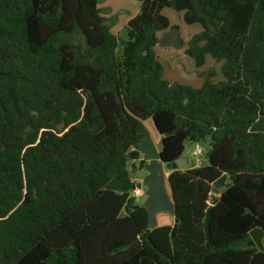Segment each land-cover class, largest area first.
Segmentation results:
<instances>
[{"label":"trees","instance_id":"16d2710c","mask_svg":"<svg viewBox=\"0 0 264 264\" xmlns=\"http://www.w3.org/2000/svg\"><path fill=\"white\" fill-rule=\"evenodd\" d=\"M136 1L119 44L98 0H0V264H264V0ZM165 7L200 25L182 41L199 87L162 78ZM146 120L164 162L207 142L168 173L177 222L150 230L131 189Z\"/></svg>","mask_w":264,"mask_h":264},{"label":"water","instance_id":"95a60500","mask_svg":"<svg viewBox=\"0 0 264 264\" xmlns=\"http://www.w3.org/2000/svg\"><path fill=\"white\" fill-rule=\"evenodd\" d=\"M158 44L165 48H181L183 42L179 36L178 28L171 27L162 32ZM139 152L140 157L136 160L137 170L139 172L145 171V174L140 180L133 182L131 189H143L142 194L144 195V200L141 204L135 205V208L142 206L145 209L147 216V229L149 230L157 226L156 216L158 213H167L173 217L174 222H177V219L174 217V203L169 192L168 174L166 171L169 173L175 169L187 170L195 167L196 162L193 158L184 154L175 161L164 162L159 154V150L155 148L149 136L143 139L139 147ZM132 162V160L127 162V170H130ZM225 179V174H222L211 183L210 196L207 201L209 205H213L217 201L219 193L229 186V183L226 182ZM249 236L256 249L264 252V231L260 228H253L249 230ZM138 242L139 241L132 242L130 245L138 244Z\"/></svg>","mask_w":264,"mask_h":264},{"label":"rangeland","instance_id":"374dc122","mask_svg":"<svg viewBox=\"0 0 264 264\" xmlns=\"http://www.w3.org/2000/svg\"><path fill=\"white\" fill-rule=\"evenodd\" d=\"M108 0H98L97 6L100 9V13L104 16L108 15V20H112L115 22L121 21L123 18V12H114L113 15L104 8L107 5ZM112 2L118 1L122 7H125L127 10H132L131 5L126 3L124 0H110ZM161 13L167 17L171 25L177 26L180 32V37L182 41H186L189 35L195 34L201 30L200 25L197 23L193 24H186L182 20V13L183 11H176L172 8L165 7L161 10ZM122 22V21H121ZM114 24V25H115ZM113 25V24H112ZM111 25V26H112ZM115 34L118 36L119 44L126 39L125 29L122 28L121 23H117V26L114 28ZM183 46L179 49L172 48V47H161L158 43L154 46L153 51L156 55L157 59L162 65V78L169 80V81H176L179 83L190 85L191 87H199L202 84L203 78L196 74V68L193 64L191 58L186 56L183 52ZM221 62L215 61L211 56L207 55L205 63L203 66L198 68L199 72H207L212 70L214 72V80L222 79L221 71H220ZM196 75H195V74ZM264 117V111L262 113ZM144 125L146 127L147 133L149 138L151 139L153 145L159 149L161 147L160 136L157 133L156 129L154 128L152 121L146 120L144 121ZM207 142L205 143H198L201 153L194 155L193 154V147L194 144L190 142L184 143V155L189 156L194 159L196 164H201L205 160V153L207 150L206 147ZM137 170V161H135V167H133V172L131 173L132 176L136 177L134 182L137 181V178L141 179L143 175L142 172H136ZM167 172V171H166ZM138 173V174H137ZM168 173V172H167ZM139 197L137 198L138 204H141L144 200V195L142 194V190H137ZM157 225H166L172 223L173 219L168 214L158 213L157 216Z\"/></svg>","mask_w":264,"mask_h":264},{"label":"crops","instance_id":"0c3cea01","mask_svg":"<svg viewBox=\"0 0 264 264\" xmlns=\"http://www.w3.org/2000/svg\"><path fill=\"white\" fill-rule=\"evenodd\" d=\"M126 3H128L129 5H131V7H132V10L130 11V10H127V9H125V7H122L120 4H119V2L118 1H114V2H112V1H110V0H108L107 1V5L104 7L106 10H107V12H110V14L111 15H113L114 14V12H118V13H120V12H123L124 13V15H123V18L121 19V21L119 22V21H117L116 22V24H115V22L114 21H110V20H108V15L107 16H105L104 15V17L107 19V22H108V24L110 25V31L112 32V33H114L115 34V31H114V28L117 26V23H121V26H122V28H124L125 29V25H126V23H127V21L131 18V17H133L137 12H138V8H139V4H138V2L136 1V0H124ZM113 24V25H112ZM115 24V25H114ZM112 25V26H111ZM179 30V29H178ZM179 34H180V32H179ZM180 36V35H179ZM190 36V35H189ZM188 36V37H189ZM195 74V73H194ZM196 75V74H195ZM156 148V147H155ZM157 149V148H156ZM157 150H159V149H157ZM184 154V153H183ZM196 165H198V164H196ZM167 173V172H166ZM168 174V173H167ZM135 178L136 177H134V176H131V179L132 180H135ZM137 180H140L139 178H137ZM171 217V216H170ZM172 219H173V217H172Z\"/></svg>","mask_w":264,"mask_h":264},{"label":"built area","instance_id":"2783aa9c","mask_svg":"<svg viewBox=\"0 0 264 264\" xmlns=\"http://www.w3.org/2000/svg\"><path fill=\"white\" fill-rule=\"evenodd\" d=\"M202 151H201V149H200V147H199V145L198 144H194V147H193V154L194 155H197V154H200ZM133 182H134V180H132ZM136 182V181H135ZM139 188H134L133 190H132V195L135 197V200H136V202L138 201V197H139V195L140 194H138L137 192V190H138ZM142 190V192H143V189H141Z\"/></svg>","mask_w":264,"mask_h":264},{"label":"flooded vegetation","instance_id":"af4514ba","mask_svg":"<svg viewBox=\"0 0 264 264\" xmlns=\"http://www.w3.org/2000/svg\"><path fill=\"white\" fill-rule=\"evenodd\" d=\"M136 172H138L137 170H136ZM140 172H142L143 173V175L145 174V171H140ZM139 172V173H140ZM138 174V173H137ZM143 175L141 176V178L143 177Z\"/></svg>","mask_w":264,"mask_h":264}]
</instances>
